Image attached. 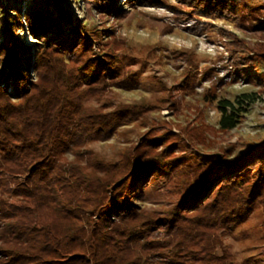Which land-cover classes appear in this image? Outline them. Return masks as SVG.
<instances>
[{
  "label": "trees",
  "instance_id": "trees-1",
  "mask_svg": "<svg viewBox=\"0 0 264 264\" xmlns=\"http://www.w3.org/2000/svg\"><path fill=\"white\" fill-rule=\"evenodd\" d=\"M82 1L84 21L64 7L57 15L53 0H0V264H231L226 248L218 252L223 236L264 208V136L200 153L181 131L152 125L120 161L97 158L89 143L109 139L151 106L86 102L136 82L118 71L124 42L89 4L120 18L159 2ZM178 1L225 19L239 5ZM25 33L36 41L25 43ZM223 37L233 80L264 89V37L228 29ZM180 54L197 67L191 54ZM195 77L187 73V87ZM210 95L225 132L258 100L257 92ZM152 177L173 183L177 199L161 209L142 205Z\"/></svg>",
  "mask_w": 264,
  "mask_h": 264
},
{
  "label": "rangeland",
  "instance_id": "rangeland-1",
  "mask_svg": "<svg viewBox=\"0 0 264 264\" xmlns=\"http://www.w3.org/2000/svg\"><path fill=\"white\" fill-rule=\"evenodd\" d=\"M53 1L58 5L57 15L59 8L64 7L73 17L85 20L82 0ZM124 1L120 3L126 7ZM155 2L159 3L137 4L120 18L110 16L103 5L89 4L101 14L96 17L100 25L124 42L118 49V71L120 75H132L136 82L134 87L114 85L103 94L88 95L86 102H107L111 106L132 102L151 109L145 116L118 127L109 139L89 143L87 147L103 162L115 163L122 159L124 149L137 144L152 125L181 131L188 145L200 153L234 144L240 137L264 136V89L252 82L233 80L223 44L225 29L252 40L264 37V0H238L236 16L226 19L191 12L178 0ZM24 36L25 43L36 41L28 33ZM180 52L191 54L197 67ZM189 71L196 75L191 87L184 81ZM243 92H257L258 100L250 105L237 126L227 132L217 129L219 110L216 103L208 102L210 94L234 99ZM144 191L142 205L150 209H161L178 197L175 185L164 178L152 177ZM225 248L231 264H264L263 207L256 208L243 224L223 236L218 252Z\"/></svg>",
  "mask_w": 264,
  "mask_h": 264
}]
</instances>
